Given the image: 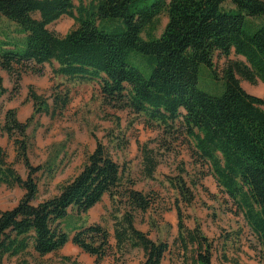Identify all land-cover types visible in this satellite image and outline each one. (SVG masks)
Returning a JSON list of instances; mask_svg holds the SVG:
<instances>
[{
  "label": "trees",
  "instance_id": "16d2710c",
  "mask_svg": "<svg viewBox=\"0 0 264 264\" xmlns=\"http://www.w3.org/2000/svg\"><path fill=\"white\" fill-rule=\"evenodd\" d=\"M163 15L168 21L157 37ZM63 16L73 19L75 26L59 36L48 27ZM4 21L16 27L22 42L3 36ZM233 54L246 63L229 61L220 77L214 57ZM139 56L146 60L140 64L150 72L148 77L130 63ZM46 64L52 66L54 77L67 82H96L104 108L126 112L146 129L159 131L156 149L147 143L140 148L147 179L156 178L165 154L187 145L201 163L192 187L207 176L215 179L256 237L264 264V99L248 93L240 81L264 83V0H0V69L14 80L11 94L23 75H42ZM203 67L214 81L221 79V90L199 88ZM8 93L0 76V101ZM70 93L54 92L50 105L48 98L30 90L33 114L26 122L15 110L3 116L0 111V135L13 142L16 160L28 171L27 179L21 177L0 148V185L25 191L14 208L0 212V264L5 257L30 252L45 257L70 241L96 264L135 249L144 253L141 264H165L173 252L169 243L151 239L135 222L137 212L154 207L153 193L137 190L126 167L96 136V147L79 173L61 185L57 195L35 203L37 174L52 178L57 169L53 161L31 163L29 129L38 116L62 113ZM113 115L119 125L121 116ZM115 142L123 148V139ZM184 173L181 166L176 177H165L178 197L181 261L212 264V241L198 227L190 230L184 223L180 204L190 207L194 200ZM106 195L112 205L115 244L104 226H85L83 220ZM70 232H75L73 238ZM59 264L81 263L65 256Z\"/></svg>",
  "mask_w": 264,
  "mask_h": 264
},
{
  "label": "rangeland",
  "instance_id": "374dc122",
  "mask_svg": "<svg viewBox=\"0 0 264 264\" xmlns=\"http://www.w3.org/2000/svg\"><path fill=\"white\" fill-rule=\"evenodd\" d=\"M229 6V5H228ZM167 16L160 18L156 36H160L167 24ZM73 19L63 16L49 25V29L59 36L66 35L73 27ZM3 32L11 41H23L16 27L4 21ZM144 38H147L144 34ZM140 57V56H139ZM145 58L131 59L130 63L138 67L148 77L149 71H144L140 64ZM229 61L246 63L241 56L231 55L229 58L216 55L214 65L217 74L221 72ZM52 66L46 64L42 68V75L28 73L22 76L18 89L14 91V80L7 73L0 71L6 79L5 86L9 88L0 101V111L4 113L10 109L17 112L20 121H27L33 114V101L29 99L30 90L45 96L53 105L54 92L71 90L70 103L62 113L52 118L47 115L36 117L37 123L29 129L33 139V148L29 159L34 166L53 161L57 171L52 178L37 174L39 181V203L59 193L61 185L71 180L81 170L86 157L96 147L94 136L103 141L109 148L115 160L124 165L127 174L135 181V188L144 193H153L155 204L146 213H136V227L148 233L153 240H162L169 243L173 252L167 255L165 264H182V251L178 241V214L175 200L178 198L173 186L165 180L166 176L176 177L183 166V174L188 185L192 188L194 200L190 207L181 203L182 214L186 227L190 230L198 227L213 243L212 264H262L260 246L242 214H239L233 204L223 193L215 179L207 176L200 180L196 187H192L191 180L196 179L201 163L197 162L187 145L176 146L173 153L165 154L162 158L154 180L147 179L143 174L141 146L145 143L150 148H157L156 140L159 131L146 129L141 120H134L126 112L106 109L102 106L97 83L78 84L67 82L64 78L50 76ZM34 74V75H32ZM242 87L250 94L264 99V83L260 80L251 84L240 79ZM96 83V84H95ZM221 79L214 81L207 68H201L199 88L202 91L216 93L221 90ZM62 84L60 89L57 85ZM121 116L118 125L115 115ZM134 120V121H133ZM123 139V148L116 147V140ZM0 148L7 154V161L12 163L21 177L27 179L28 171L23 162L16 160L14 144L6 135H0ZM163 152V150L161 151ZM25 191L19 187L8 188L0 185V212L14 208L23 198ZM112 205L108 195L87 215L83 217L85 226L101 224L110 233V241L115 244L114 222L111 217ZM73 213V212H72ZM83 222V221H82ZM75 232H70L73 238ZM71 256L81 264H96L94 257L84 253L71 241L56 253L40 257L30 252L18 257H5L3 264H59L63 257ZM145 260L140 249L117 253L115 257H108L99 264H141Z\"/></svg>",
  "mask_w": 264,
  "mask_h": 264
},
{
  "label": "crops",
  "instance_id": "0c3cea01",
  "mask_svg": "<svg viewBox=\"0 0 264 264\" xmlns=\"http://www.w3.org/2000/svg\"><path fill=\"white\" fill-rule=\"evenodd\" d=\"M0 71L7 73L6 71L1 70V69H0ZM7 75L9 76L8 73H7ZM32 75H34V74H32ZM36 75H37V74H36ZM0 76L3 77V79H4V86H5V81H6V79L4 78L3 75L0 74ZM50 76L53 78V73H52V71H51ZM9 77H10V76H9ZM55 78H56V77H55ZM58 78H63V77H58ZM53 79H54V78H53ZM64 79H65V78H64ZM95 84H96V83H95ZM96 85H97V89H96V90H97V92L99 93V85H98V84H96ZM5 87H6V86H5ZM6 88H7V87H6ZM7 89L9 90V88H7ZM8 94H9V93H8ZM99 97H100V93H99ZM30 117H31V116H30ZM30 117H29V118H30ZM29 118H28V119H29ZM28 119H27V120H28ZM21 122H23V121H21ZM24 122H26V121H24ZM93 151H94V150H93ZM93 151H92V152H93ZM210 176H211V175H210ZM213 179H214V178H213ZM94 208H95V207H94Z\"/></svg>",
  "mask_w": 264,
  "mask_h": 264
}]
</instances>
